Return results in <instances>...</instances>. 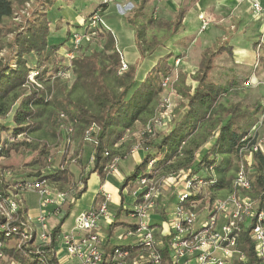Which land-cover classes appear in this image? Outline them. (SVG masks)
<instances>
[{
    "label": "trees",
    "instance_id": "1",
    "mask_svg": "<svg viewBox=\"0 0 264 264\" xmlns=\"http://www.w3.org/2000/svg\"><path fill=\"white\" fill-rule=\"evenodd\" d=\"M57 1L0 0V159L20 148L31 147L37 151V156L27 164L30 167L27 171L0 163V199L10 197L17 200L14 195L19 194L22 201L18 212L23 222L29 209L25 204L27 195L33 194L24 192L23 187L29 182L45 181L60 191L72 190L73 199L66 203L57 222L50 228V241L47 243L36 242L31 237L27 241L28 247L18 246V236L6 235L5 230L0 229V264L5 259L13 264H60L59 251L54 248L59 243L60 227L73 201L85 190L89 174L96 173L103 179L113 158L120 160L131 152L130 145L123 140L137 123L141 127L137 131V147L140 146L144 154L123 178L119 191L136 184L142 175L167 177L174 172L179 175L188 172L204 179L202 191L207 195L206 201H211L232 191L231 174L234 179L242 150L253 142V137L247 135L258 124L261 114L259 102L251 105H242L241 102L225 104L227 93L245 81L243 73H238L235 79L234 74L223 76L218 73L223 82L212 77L217 73L219 57L224 52L230 54L226 43L194 49L197 69L192 74L176 67L169 53L159 58L145 77L138 80L134 65L127 64V68L119 72L120 57L114 38L103 26L98 27V36L92 37L96 44L86 42L73 51L71 43L68 49L62 50L66 39H53L52 21L48 15V10ZM146 2L140 0L137 8L131 10L127 18L131 26H134V19L142 15ZM25 4H30L27 13H20L19 9ZM105 6L99 4L84 21L98 7L103 12ZM183 14L182 8L175 11L173 19L166 23L169 33L163 38L147 41L142 35L143 30L135 28L141 56L174 36L180 28ZM148 22H154L152 17ZM255 47L257 64H260L264 56L258 44ZM67 51H73L71 58L65 57ZM173 68H176V76L163 85ZM65 70L70 71L69 78L59 76ZM31 73L33 81L29 78ZM191 80L194 84H190ZM76 89L81 90V97L72 96ZM169 89L177 95V104L173 103L167 125L156 128L151 119L164 110V99ZM49 106L54 108L51 122L55 133L59 140L65 141L58 164L52 161L46 143L36 136L41 123L39 118ZM92 124L96 126V143L84 140L85 130ZM147 125L150 132L145 130ZM69 126L72 127L71 132L67 131ZM84 145L90 148L86 159L91 164L89 169L83 157ZM71 164L79 168L77 177L69 168ZM208 166L213 170L205 171ZM248 176L250 188L245 194L254 202L257 211L264 212V153H252ZM168 192V196L159 201L158 213L163 217L164 207L174 199ZM122 201L121 196L120 204ZM121 213L119 206L108 229L120 224L117 219ZM2 222L0 215V224ZM253 223V220H247L241 224L236 247L243 259H233L228 264H262L250 236ZM132 227L133 222L127 228ZM131 248L133 251L136 249ZM161 252L166 263L169 257L167 245Z\"/></svg>",
    "mask_w": 264,
    "mask_h": 264
},
{
    "label": "built area",
    "instance_id": "2",
    "mask_svg": "<svg viewBox=\"0 0 264 264\" xmlns=\"http://www.w3.org/2000/svg\"><path fill=\"white\" fill-rule=\"evenodd\" d=\"M111 1L113 0H102V3L108 4ZM246 1L249 2L253 15L262 14L260 0ZM198 19L199 30L204 31L210 19L202 13L198 15ZM99 26L107 28L100 7L84 21L81 30L73 32V51L79 47L82 39L98 36ZM73 51H67L65 57L71 58ZM118 54L120 72L127 68V63L123 54L119 51ZM59 76L69 78L70 74L65 70ZM29 78L33 81V73ZM167 82L166 78L163 85ZM164 103V110L151 119L155 127H164L170 121L171 110L167 111V98ZM263 118L264 104L258 124L247 135L253 137L251 146L240 151L241 159L232 181L231 192L206 201L207 195L202 191L205 181L196 175H189L188 172L180 175L174 172L167 177L142 175L136 184L125 188L132 199L128 216L133 219V227L127 228L118 238H132L130 246L112 245L107 253L102 249L104 236L100 230V221L110 222L114 218V213L108 208L109 197L106 195L104 201L77 215L74 230L78 234L62 233L54 250L59 251L61 248L67 256L75 258L78 264H228L233 259H243L236 247L241 224L253 220L250 236L257 258L264 264V212L257 211L254 202L245 194L250 188L248 166L252 153H264V133L256 131ZM145 130L150 132V126L147 125ZM67 131L71 132L72 127H67ZM95 132L96 126L90 125L85 130L84 140L96 143ZM118 161L115 157L109 163L108 174L117 172ZM212 170V166L205 169L208 172ZM23 188L24 192L30 191L36 195L37 213L31 216L28 212L23 222L18 212L19 202L22 201L20 195H14L17 200L10 197L0 199V215L3 217L0 229L5 230L6 235L18 236V246L28 247L27 241L31 237L36 242L47 243L50 241L48 219L60 217L66 203L73 199V192L60 191L45 181L29 182ZM165 190L173 194L175 201L164 209V224H154L151 218L159 207ZM166 245L169 257L164 263L161 250ZM131 246L136 249L133 251Z\"/></svg>",
    "mask_w": 264,
    "mask_h": 264
},
{
    "label": "crops",
    "instance_id": "3",
    "mask_svg": "<svg viewBox=\"0 0 264 264\" xmlns=\"http://www.w3.org/2000/svg\"><path fill=\"white\" fill-rule=\"evenodd\" d=\"M70 1L58 0L56 3L59 7L65 6L69 12L75 14L74 22L71 18L66 19L61 17L60 20L65 26L62 29H57V31H54L55 27L51 23L53 39H60L61 41L66 39L62 50L70 47L72 43L71 34L81 30L75 29V25H77L76 21L82 18L81 15L83 14L73 11L69 5ZM86 1L90 4V10L85 14L86 16L102 3V0ZM139 1L113 0L106 4L102 12L103 21L107 27L106 30L112 34L117 52L119 51L123 54L128 66H135L136 78L138 80L145 77L146 73L156 64L159 58L169 53L172 54L170 59L174 61L180 59L179 69L181 71L192 74L197 69V58L194 49H206L215 47L221 43H226L230 54L224 52L219 57L216 62L217 68L215 72L222 73L223 76L226 73L229 76L234 74V79L237 78L238 73H243L245 81L241 84L242 86H264V60L260 64H257V47H255L258 44V48L264 56V0H260L263 12L259 16L253 15L250 4L246 0H147L142 11L145 19H141L140 16L142 15H139L134 19V26H131L127 18L131 10L137 8ZM151 7H154V10H151ZM179 8L184 10V14L178 32L174 36L166 38L162 44L157 45L148 53L146 52V54L141 56V51L137 46L135 28L143 30L142 35L147 41L155 37H166L169 33V26L166 23L168 24L173 19L175 11ZM146 10L148 12L154 11V15H157L153 17L154 22H148L150 17L146 18ZM201 13L210 19L204 31L199 30L198 15ZM56 33L57 35L55 36ZM220 81L223 82V79ZM236 88L239 87H234V89ZM234 102L240 101H234L230 97L225 101V104ZM261 104H264V98ZM139 126L140 124L137 123L134 129L139 128ZM134 129L124 136L123 142L126 145H130V150H132L131 152H127L126 156L118 161L117 172L106 174L103 179L96 173L89 174L85 183V190L73 201L71 209L60 227L61 234L68 232L78 234V231L74 230L77 215L104 201L106 195L109 197L107 199L109 210L115 213L116 209L120 206L122 213L117 219L120 224L112 226L109 229L108 227L111 222L100 221V230L104 236L102 243L103 251L107 253L111 246L114 245L112 238L119 232L118 229L125 230L128 225L132 224L133 220L126 212V209L130 207L132 199L127 194L125 188L119 191V186L123 178L141 161L144 154L143 149L140 146L137 147L138 142H135V138L137 137L133 136ZM89 151L90 148L84 145L83 157L85 161ZM86 164V168L89 169L91 164L87 161ZM75 169H78L77 172L73 171L77 177L79 168L74 167ZM121 196L123 197L122 204H120ZM25 204L28 206V212L31 216L37 213L36 195H27ZM159 209L160 206L157 208L151 220L155 217L157 220H154L153 223L162 225L164 224L165 217L158 213ZM56 222V218L50 217L48 219L49 228H52ZM128 243L126 242L125 244ZM58 258L60 259V264H78L75 258L67 256L61 248H59ZM7 264L13 263L8 261Z\"/></svg>",
    "mask_w": 264,
    "mask_h": 264
},
{
    "label": "rangeland",
    "instance_id": "4",
    "mask_svg": "<svg viewBox=\"0 0 264 264\" xmlns=\"http://www.w3.org/2000/svg\"><path fill=\"white\" fill-rule=\"evenodd\" d=\"M69 5L73 11L81 12L83 14V15H81L82 18H80L76 21L78 27H76L77 25H75V29H77V30L81 29L80 26L84 23V17L86 16L85 14L90 10V8H89L90 4L86 0H71ZM29 7H30V4H28V5L25 4V6L23 8L19 9V12L20 13H24V12L27 13V9H29ZM153 8L154 7H151V10H154ZM145 13H147L146 18L152 17V19H153L154 16H157V15H154V11L148 12V10H146ZM48 15L52 21V25L55 27L54 31H57V29H62V27L65 26L64 23L60 20L61 17L66 18V19L71 18V19H73V22L75 20V18H74L75 14L74 13L69 12L68 9L65 8V6L59 7L57 3L54 4L48 10ZM140 18L145 19V16L142 15V16H140ZM71 24H73V23H71ZM52 30H53V27H52ZM56 35H57V33L55 34V36ZM71 35L73 36V33ZM57 41H60V39H57ZM86 42L96 44V40L94 38L90 37V39H82L80 45H84ZM123 59H124V56H123ZM124 61L126 62L125 59H124ZM66 62H67V60H65V63ZM174 63H175L176 67L179 66L180 59H176L174 61ZM69 74L71 75L70 71H69ZM175 76H176V68H173L171 71V74L167 77V80L170 81L171 79H174ZM212 77L217 78L219 80L221 79V76L218 77V73L214 74V76H212ZM189 82H190V84H192V83L194 84V82L192 80ZM234 92H235V94H233ZM72 96L74 98L81 97V90L76 89V90L72 91ZM166 96H167V101H168V105H169L168 106L169 110H167V111H170L172 109V107L174 106V104L175 103L177 104V99H176L177 95L174 93V91L170 92V89H169ZM225 97L227 99H229L231 97V99L234 101L238 100L243 105H251V104H254L256 102H259L261 104V101L264 98V86L259 85V86H255V87L254 86L253 87H244L241 85L239 88L230 90ZM262 106L263 105L261 104V111H262ZM53 112H54L53 106H49L43 110L42 115L39 118L41 123H40V127L38 129V132L36 133L37 134L36 136L38 138H42V142L46 143V145L49 149L48 153H49V155H52V157H51L52 161L55 164H58L60 157H61L60 153L62 152V150L65 146L64 145L65 141L59 140V138L57 137V132L55 133V127L53 126V124L51 122V117H52ZM140 128L141 127L139 126V128L134 129L135 131L133 132L134 133L133 136L137 137V138H135L136 139L135 142H138V140H139V132H137V131ZM257 131L259 133H264V118H263L262 123L257 126ZM3 135H5V134H3ZM18 139H21V137H18ZM71 140L73 141L72 138H71ZM71 149H72V147H71ZM36 156H37V151L32 150L31 147L20 148L17 151L16 150L11 151V153L8 157L1 158L0 163L3 166H10L11 168L16 169V170H26L27 171V170H30L29 169L30 167L27 166V164L30 163V161H32ZM74 167H77V166H75L73 164L69 165V168L72 171L77 172L78 169L74 170ZM74 176H75V173H74ZM232 179H233V175L231 174V179H230L231 182H232ZM167 193H169V192H167V190H165L163 193V197H162L163 199H165L168 196ZM174 201H175V199H173V203H174ZM154 220H157V218L153 217L152 222ZM118 231L119 232L116 233V235L112 238L113 244H121V243H126V242L132 241V238H130L128 236H125V237L119 239L118 235L122 234L124 230L118 229ZM8 261L9 260L5 259L2 261V264H7Z\"/></svg>",
    "mask_w": 264,
    "mask_h": 264
}]
</instances>
